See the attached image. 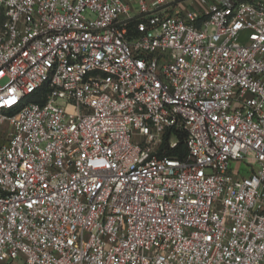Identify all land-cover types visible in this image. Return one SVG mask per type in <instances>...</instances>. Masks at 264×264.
Wrapping results in <instances>:
<instances>
[{
	"label": "built area",
	"instance_id": "obj_1",
	"mask_svg": "<svg viewBox=\"0 0 264 264\" xmlns=\"http://www.w3.org/2000/svg\"><path fill=\"white\" fill-rule=\"evenodd\" d=\"M172 1L0 0V264H264V0Z\"/></svg>",
	"mask_w": 264,
	"mask_h": 264
},
{
	"label": "trees",
	"instance_id": "obj_2",
	"mask_svg": "<svg viewBox=\"0 0 264 264\" xmlns=\"http://www.w3.org/2000/svg\"><path fill=\"white\" fill-rule=\"evenodd\" d=\"M167 153L170 155H180V156L186 153V145L184 143V134L181 135V138H180V141L177 147L173 149H168Z\"/></svg>",
	"mask_w": 264,
	"mask_h": 264
},
{
	"label": "rangeland",
	"instance_id": "obj_3",
	"mask_svg": "<svg viewBox=\"0 0 264 264\" xmlns=\"http://www.w3.org/2000/svg\"><path fill=\"white\" fill-rule=\"evenodd\" d=\"M179 1H181V2H183L184 4H186V5H194V3H193V1L192 0H173L172 2H174V3H172L173 4V6L175 5V4H178V2ZM175 6H177V5H175ZM243 172H246V167H245V165L243 164Z\"/></svg>",
	"mask_w": 264,
	"mask_h": 264
}]
</instances>
